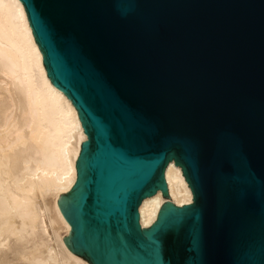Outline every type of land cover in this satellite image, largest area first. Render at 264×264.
Segmentation results:
<instances>
[{
  "label": "water",
  "instance_id": "95a60500",
  "mask_svg": "<svg viewBox=\"0 0 264 264\" xmlns=\"http://www.w3.org/2000/svg\"><path fill=\"white\" fill-rule=\"evenodd\" d=\"M88 140L60 197L89 264H264V0H20ZM181 166L193 204L176 207ZM170 199L149 228L139 206Z\"/></svg>",
  "mask_w": 264,
  "mask_h": 264
},
{
  "label": "bare ground",
  "instance_id": "6f19581e",
  "mask_svg": "<svg viewBox=\"0 0 264 264\" xmlns=\"http://www.w3.org/2000/svg\"><path fill=\"white\" fill-rule=\"evenodd\" d=\"M84 131L78 110L47 75L24 4L0 0V264H89L65 245L72 227L58 204L77 182ZM165 180L174 206L193 204L174 160ZM170 199L158 190L142 201V229Z\"/></svg>",
  "mask_w": 264,
  "mask_h": 264
}]
</instances>
